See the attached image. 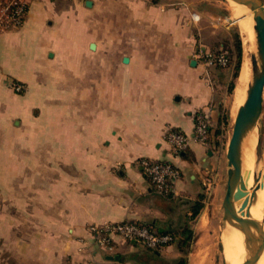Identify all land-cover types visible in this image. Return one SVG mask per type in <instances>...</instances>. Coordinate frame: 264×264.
I'll list each match as a JSON object with an SVG mask.
<instances>
[{
	"label": "crops",
	"instance_id": "1",
	"mask_svg": "<svg viewBox=\"0 0 264 264\" xmlns=\"http://www.w3.org/2000/svg\"><path fill=\"white\" fill-rule=\"evenodd\" d=\"M91 1L29 0L0 32V264H170L175 244L115 236L106 251L89 226L176 231L205 194L216 152L195 139V114L215 121L224 76L211 83L199 54L229 46L221 3ZM171 127L190 137L180 154ZM143 158L179 168L175 195L155 192Z\"/></svg>",
	"mask_w": 264,
	"mask_h": 264
},
{
	"label": "rangeland",
	"instance_id": "2",
	"mask_svg": "<svg viewBox=\"0 0 264 264\" xmlns=\"http://www.w3.org/2000/svg\"><path fill=\"white\" fill-rule=\"evenodd\" d=\"M219 3L222 5L221 11L224 12L222 16L228 18L225 25H228L231 30L229 48L232 50L235 59L236 35H239L242 41V34L239 30L240 27L229 0H219ZM243 53L244 51L242 52V60ZM219 73L220 75L225 73V79L223 85L219 86L217 94L215 120L218 122V115L222 112L223 115L227 116L228 122L222 125L224 133L214 140V151L216 152V156L213 158L212 164L209 165L203 177L205 181L203 208H206V213L200 220L196 219L197 216L188 218L185 224L179 229L181 231L186 230L184 235L179 234V237H188L187 242L183 246L184 250L179 251V258L171 260L172 262L170 264H176L181 257L186 258L187 264H227L224 257V244L222 240V231L226 225L223 201L228 180V160L226 152L234 123L233 106L236 88L232 92L229 90L230 83L234 80V66L228 69L227 72L222 73L219 71ZM235 82L237 87L238 79L235 80ZM216 127L217 124H215V129ZM258 132L262 140V158L258 170L263 173L264 178V107L258 124L257 133ZM240 232L241 230H239L240 236H244L243 233ZM178 233H180V231ZM241 239H244V237H241ZM241 239V254L243 253L246 255L247 250L245 249L244 243L242 244L243 240ZM175 245L178 246V242H176ZM242 245L244 246L242 247ZM177 248H179V246ZM236 254L240 258V251L237 248ZM243 254L241 255L242 258L244 256Z\"/></svg>",
	"mask_w": 264,
	"mask_h": 264
},
{
	"label": "water",
	"instance_id": "3",
	"mask_svg": "<svg viewBox=\"0 0 264 264\" xmlns=\"http://www.w3.org/2000/svg\"><path fill=\"white\" fill-rule=\"evenodd\" d=\"M242 1L255 12L254 28L257 34L259 58L258 61H255L251 56L254 74L247 89L246 100L237 111L227 145L228 180L223 207L226 224L236 227L244 234L247 257L241 264H258L264 251V224L252 217L251 208L255 203L259 187L257 186L250 194L248 191L242 190L241 182L243 177V141L250 131L258 129L264 107V0ZM88 5H92L91 0H88ZM255 156L256 180L259 181L263 176V173L258 170L262 158V140L259 132Z\"/></svg>",
	"mask_w": 264,
	"mask_h": 264
},
{
	"label": "built area",
	"instance_id": "4",
	"mask_svg": "<svg viewBox=\"0 0 264 264\" xmlns=\"http://www.w3.org/2000/svg\"><path fill=\"white\" fill-rule=\"evenodd\" d=\"M28 7L29 0H0V32L20 27L27 15ZM199 57L205 66L206 77L214 83L215 68L227 66L228 57L224 52L211 50H201ZM16 88L21 89L22 86L17 85ZM210 124L208 111L199 112L195 127L196 140L204 142ZM164 138L176 154L185 151L190 144V137L187 134L172 127L164 132ZM140 165L157 194L163 197L175 195L176 183L181 172L173 162L143 158ZM89 230L97 245L106 251L115 249V236L133 241L151 250H161L169 246L174 239L171 233H159L148 226L131 221L92 224Z\"/></svg>",
	"mask_w": 264,
	"mask_h": 264
},
{
	"label": "bare ground",
	"instance_id": "5",
	"mask_svg": "<svg viewBox=\"0 0 264 264\" xmlns=\"http://www.w3.org/2000/svg\"><path fill=\"white\" fill-rule=\"evenodd\" d=\"M233 12L237 18L243 41V61L238 77V84L236 87L234 98V119L237 115L239 107L245 102L247 97V89L254 74V64L251 62L259 58L257 51V34L254 28L255 12L251 10L242 0H229ZM233 119V120H234ZM258 140L257 128L248 133L243 141L242 147V161H243V177L242 190L248 191L250 194L258 186L257 197L252 206L251 215L253 218L262 221L264 224V178L261 176L260 180H256V156L255 148ZM242 232V231H241ZM240 232V233H241ZM243 233V232H242ZM239 229L232 225L226 224L222 231V240L224 244V257L227 264H241L245 261L247 254L241 257V237ZM244 235V234H243ZM242 244L244 243V239ZM244 245H242L243 247ZM236 248L240 251V258L236 254ZM244 249V248H243ZM244 251V250H243ZM246 251V250H245ZM247 252V251H246ZM246 256V257H245ZM264 264V251L258 262Z\"/></svg>",
	"mask_w": 264,
	"mask_h": 264
},
{
	"label": "trees",
	"instance_id": "6",
	"mask_svg": "<svg viewBox=\"0 0 264 264\" xmlns=\"http://www.w3.org/2000/svg\"><path fill=\"white\" fill-rule=\"evenodd\" d=\"M219 52H224L226 54V56L228 57V64L227 66H218L217 68H215V71L218 72V74L220 75V72H227L228 69H230L232 66H234V80L230 83V87L229 90L232 92L234 91V89L236 88V82L235 80L238 79L239 74H240V70H241V65H242V52H243V48H242V41L240 39L239 35H236V50H235V59H234V55L232 53V50L228 47L226 48H221L219 50ZM222 76H225V73L222 74ZM225 77H219L218 80H221V82L223 83ZM206 109H200L196 112L195 114V123L197 124V116L199 114V112H202ZM210 119H211V124L209 126V130L206 134L205 143H215V139L218 138L220 135H222L224 133L223 129H222V125L223 123H227L228 122V118L226 115H223V113L221 112L218 115V122L214 119L213 117L210 115ZM217 122V123H216ZM215 124H217V127L215 129ZM179 130V129H178ZM217 143V141H216ZM187 149V148H186ZM185 149V150H186ZM171 197V196H169ZM203 199H204V195H201L199 197V199L194 203L193 207H192V214L190 215L189 218H194L196 216L199 215L201 209L203 208L204 204H203ZM140 224V223H138ZM180 231V233H178ZM186 232V230H176V231H169V232H163L160 231L159 233H171L174 237L173 241L171 242L170 245L175 244L176 242H178V246L180 250H184L183 246L185 245V243L187 242V238L186 237H179V234L184 235V233ZM180 243V244H179ZM158 251V250H156ZM176 264H187L186 258L185 257H181L178 262Z\"/></svg>",
	"mask_w": 264,
	"mask_h": 264
}]
</instances>
